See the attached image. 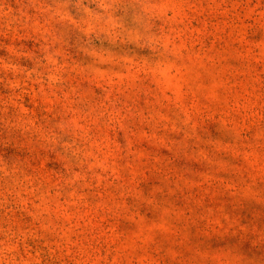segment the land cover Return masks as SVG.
Segmentation results:
<instances>
[{
	"label": "rangeland",
	"instance_id": "obj_1",
	"mask_svg": "<svg viewBox=\"0 0 264 264\" xmlns=\"http://www.w3.org/2000/svg\"><path fill=\"white\" fill-rule=\"evenodd\" d=\"M0 264H264V0H0Z\"/></svg>",
	"mask_w": 264,
	"mask_h": 264
}]
</instances>
